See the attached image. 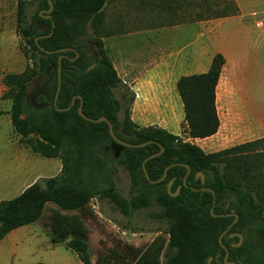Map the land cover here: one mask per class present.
<instances>
[{
	"label": "trees",
	"instance_id": "obj_1",
	"mask_svg": "<svg viewBox=\"0 0 264 264\" xmlns=\"http://www.w3.org/2000/svg\"><path fill=\"white\" fill-rule=\"evenodd\" d=\"M105 2L51 0L50 18H43L38 12L48 7L47 1L37 0V8L27 18L26 1L16 0L15 32L24 43L23 55L31 66L2 78L11 100L10 123L18 135L27 137L32 151L57 157L60 169L54 176L31 182L16 196L0 200V240L12 229L38 219L44 205L52 202L57 208L48 216L51 241L59 243L69 237L64 245L81 264H90L83 221L77 213L61 210L79 212L87 207L89 199L97 197L127 220L134 210L156 206L158 210L150 216L163 221L165 227L155 231L166 234V238L155 235L141 249L117 244L110 249V258H100L99 264H264V136L205 152L162 127L134 123L129 117L133 93L118 77L99 39L100 54L95 61L86 51L87 30L97 33ZM65 47L73 49L57 51ZM59 54L64 56L60 58V84L54 105ZM223 62L222 55L215 53L206 71L180 75L175 81L186 137L203 138L218 128L215 86ZM73 95L76 97L69 106ZM79 103L87 117H106L119 139L149 142L137 147L117 143L106 121H88L78 114ZM160 146L163 150L159 155L144 161L143 171V159ZM113 149H117L116 154ZM114 164H120L127 173V196L115 188ZM166 166L164 177L158 180ZM196 172L203 175L202 184L199 177H194ZM168 181L169 192L179 185L174 196L166 190ZM225 200L227 209H223ZM211 206L215 215L210 213ZM230 209L237 219L221 237L227 250L223 260L218 236L233 215L220 214ZM233 231L241 235L237 246L231 244L238 241L237 237L228 236Z\"/></svg>",
	"mask_w": 264,
	"mask_h": 264
},
{
	"label": "crops",
	"instance_id": "obj_2",
	"mask_svg": "<svg viewBox=\"0 0 264 264\" xmlns=\"http://www.w3.org/2000/svg\"><path fill=\"white\" fill-rule=\"evenodd\" d=\"M132 1L141 9L132 28L122 29L118 24L115 35L107 33L105 44L118 77L133 93L130 119L138 126L156 125L180 136L179 127L165 112L149 122L152 107L168 105L166 85L172 98L180 101L176 79L206 71L211 57L219 53L224 62L215 86L218 128L209 136L184 140L212 152L263 137L264 0ZM117 35L129 39L115 40ZM226 115L232 119L227 127ZM179 116L182 120L181 103ZM40 177L45 176L36 175L24 187ZM47 205L57 208L52 202L44 208ZM77 264H81L79 260Z\"/></svg>",
	"mask_w": 264,
	"mask_h": 264
},
{
	"label": "rangeland",
	"instance_id": "obj_3",
	"mask_svg": "<svg viewBox=\"0 0 264 264\" xmlns=\"http://www.w3.org/2000/svg\"><path fill=\"white\" fill-rule=\"evenodd\" d=\"M25 1L24 12L29 18L37 8V0ZM124 2L123 4L122 0H107L101 9L97 33L93 34L88 28L85 36V43L88 41L94 43L99 39L107 56L108 51L105 48L107 33L115 35L118 24L123 27L122 29H131L134 20L138 18L139 10L141 12V9L134 7L132 0H124ZM143 14L147 15V12L144 11ZM15 17L16 0H0V200L16 196L36 175L47 177L58 174L59 162L57 157H44L30 150L26 142L27 137H22L14 131L7 114L11 100L5 94L6 87L2 78L7 73H19L31 66V61L23 55L24 43L15 32ZM125 39L128 40L129 37L117 35L115 38L118 41ZM95 48L98 49L97 46ZM168 89L166 85L168 105L159 104L152 107L153 113L149 115V122H153L155 116H159L157 119H160V112H165L163 114L167 113L171 122L179 127L180 136L184 139L186 136L183 134L182 120L179 116L180 101L172 98L174 94ZM231 122L232 119L226 115L225 127ZM199 144L203 145L201 142ZM113 152L116 154L117 149H113ZM113 182L122 196L128 195V176L120 164H114ZM51 209L53 208L47 205L39 219L12 229L0 240V264H34L35 262L77 264L76 256L64 246L69 237L59 243L51 241L48 218ZM156 210L158 208L154 205L134 210L127 220L118 211L113 210L105 199L94 197L89 199L87 207L79 212L76 210H62V212L79 215L87 231L90 264H99L100 258L105 260L110 258L109 251L112 247H117V244L121 246L126 243L141 249L155 235L166 238L163 230L155 231L156 228L165 227L163 221L150 216Z\"/></svg>",
	"mask_w": 264,
	"mask_h": 264
},
{
	"label": "water",
	"instance_id": "obj_4",
	"mask_svg": "<svg viewBox=\"0 0 264 264\" xmlns=\"http://www.w3.org/2000/svg\"><path fill=\"white\" fill-rule=\"evenodd\" d=\"M46 1H47V5H48V7H47L46 9L39 10L38 13H39V15H41L43 18H50V14H49V13H50V11H51V9H52V3H51V0H46ZM35 40H36V39H35ZM70 49H73V48H71V47H65V48L57 49V51H59V52H63L64 50H70ZM47 52H49V51H47ZM63 56H64V54H59L58 57H57V66H56L57 85H56V89H55V95H54V97H53V104H54V105H55V102H56V97H57V94H58L59 84H60V58L63 57ZM75 56H77V53H76V52H75ZM70 59H73V58H70ZM92 66H93V63H92L89 67H87V69L90 68V67H92ZM75 97H76L75 95H73V96L71 97V100H70L69 106L73 103ZM69 106H67V107H63V108H56V109H57V110L67 109ZM77 112H78V114H79L82 118H84V119H86V120H88V121H94V122L101 121V120L106 121L109 134L111 135V137H112L117 143H119V144H121V145L129 146V147H137V146H143L144 144H146L147 142H149V141H145V142H141V143H128V142H126V141H123V140L119 139L118 137H116V136L114 135L112 125H111L110 121H109L108 119H106V117H104V116H100V117H98V118H90V117H87L86 115H84V114L82 113V111H81V107H80V103H79V105L77 106ZM162 150H163V148H162V146H160L159 149H158V151H156V152H154V153L148 155L147 157H145V158L143 159V161L141 162V167H142L143 171H144V168H143L144 161L147 160V159H149V158H152V157H154V156L159 155V154L161 153ZM167 168H168V166H166V167L164 168L163 173H162V176H161L158 180H161V179L164 177V175H165V171H166ZM188 172H189V169L187 168L186 173H185L184 176L182 177V184H184L185 177H186V175H187ZM144 175H145L146 179L148 180V176H147L145 173H144ZM194 177H195V178L199 177L200 183H201V184L203 183V181H204V177H203V175H202L200 172H196ZM170 184H171V181H168L167 184H166V190H167L168 192H169ZM201 189H207V188H205V187H201ZM178 190H179V185L176 187V189H175L174 192H169V193H170V195L174 196V195L177 194ZM226 206H227V201L225 200V207H226ZM209 210H210L211 215H215V214L212 213V210H213V207H212V206L210 207ZM220 215H233V220H232V222H231V223L227 226V228H226L225 230H223V231L219 234V236H218V243H219V245L224 249L223 260H225V258H226V256H227V250H226V248L224 247V245L221 243V237H222V235L225 233V231L230 227V225H231L233 222L236 221L237 216H236V214L233 212L232 209H230V211H229L228 213H224V214H220ZM237 236H238V241H237L236 243H233V246H237V245H239L240 242H241V235H240V234H237ZM210 259H211V256H208L207 259H206L207 262H209ZM224 264H236V263H235L234 261H224Z\"/></svg>",
	"mask_w": 264,
	"mask_h": 264
},
{
	"label": "flooded vegetation",
	"instance_id": "obj_5",
	"mask_svg": "<svg viewBox=\"0 0 264 264\" xmlns=\"http://www.w3.org/2000/svg\"><path fill=\"white\" fill-rule=\"evenodd\" d=\"M95 43V44H94ZM93 43V41L92 42H86V44H87V49H86V51H87V53H89V55L91 56V59L92 60H96V58L99 56V54H100V52L98 51V49L96 50V46H97V44H96V42H94ZM223 209H227V206L225 207V206H223ZM237 234H239V233H237V232H230L229 234H228V236L231 238V237H237V239H238V236H237ZM231 244H233V242H231ZM211 260V259H210ZM210 262V261H209ZM208 262V263H209ZM209 264H218L217 262L216 263H209Z\"/></svg>",
	"mask_w": 264,
	"mask_h": 264
}]
</instances>
